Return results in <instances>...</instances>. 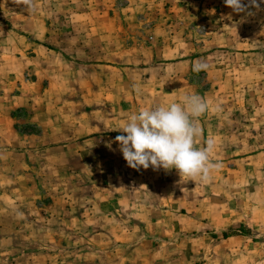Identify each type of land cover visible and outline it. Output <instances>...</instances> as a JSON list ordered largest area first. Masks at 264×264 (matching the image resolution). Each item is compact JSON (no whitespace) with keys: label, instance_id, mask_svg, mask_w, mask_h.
<instances>
[{"label":"rangeland","instance_id":"1","mask_svg":"<svg viewBox=\"0 0 264 264\" xmlns=\"http://www.w3.org/2000/svg\"><path fill=\"white\" fill-rule=\"evenodd\" d=\"M244 4L234 13L224 0H0V264H264V4ZM112 31L148 42L156 33L224 73L207 138L219 167L207 181L127 164L123 176L116 154L99 153L93 167L75 150L27 156L11 145L10 132H37L24 110L11 124L6 108L46 33L54 47L98 49L95 35ZM24 159L32 177L13 166Z\"/></svg>","mask_w":264,"mask_h":264},{"label":"crops","instance_id":"2","mask_svg":"<svg viewBox=\"0 0 264 264\" xmlns=\"http://www.w3.org/2000/svg\"><path fill=\"white\" fill-rule=\"evenodd\" d=\"M150 37L152 41L148 42V35L139 32H106L94 37L105 40L98 49H84L79 44L73 48L54 47L46 33V48L35 47L28 59L32 65L30 79L19 84L20 93L11 98L6 108L11 124L14 120L10 116L15 119L14 113L24 110L20 121L35 127L37 132L22 139L24 136L9 131L17 141L11 145L25 148L27 156L30 152L40 155L45 151L46 154L59 152V148L75 150L78 162L90 155L93 167L105 162L94 159L99 153L112 157L116 154L118 158L113 157L110 164L124 176L127 163L115 138L123 134L119 130L127 116L141 108L167 105L183 94L194 92L208 104V110L199 118L202 132L196 142L197 147L206 146L207 138L215 134L211 121L216 118L211 113L218 106L224 73L216 67L194 73L192 63L201 60L208 64L207 54L182 55L164 37L156 33ZM37 61L40 65L35 69L33 65ZM197 77H203L207 85L197 82ZM135 85H139V93ZM250 133L254 135L253 131ZM251 144L257 145L253 141ZM24 160L13 166L20 168L21 177H32L30 163ZM16 178L14 175L13 179ZM117 181L121 185L127 182L124 178Z\"/></svg>","mask_w":264,"mask_h":264},{"label":"clouds","instance_id":"3","mask_svg":"<svg viewBox=\"0 0 264 264\" xmlns=\"http://www.w3.org/2000/svg\"><path fill=\"white\" fill-rule=\"evenodd\" d=\"M224 3L234 13L246 12L244 0H224ZM259 3L264 4V0ZM248 5L258 7L257 0H248ZM208 68L207 63L196 60L191 70L200 73ZM134 87L139 93V85ZM207 110L205 99L193 92L167 105L130 113L119 130L123 134L115 138L128 167L175 170L180 177L207 181L210 173L219 167L209 158L215 146L212 139L204 147L196 146L202 132L199 118Z\"/></svg>","mask_w":264,"mask_h":264}]
</instances>
